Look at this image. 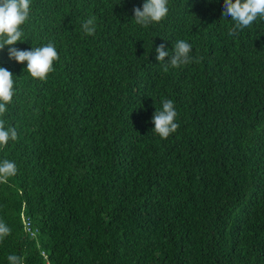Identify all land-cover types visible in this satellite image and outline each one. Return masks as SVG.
Masks as SVG:
<instances>
[{"label": "trees", "instance_id": "16d2710c", "mask_svg": "<svg viewBox=\"0 0 264 264\" xmlns=\"http://www.w3.org/2000/svg\"><path fill=\"white\" fill-rule=\"evenodd\" d=\"M144 2L32 0L14 47L55 45L46 80L0 50L16 89L0 119L18 134L0 147L17 166L0 183V264H264V19L229 36L224 0H169L143 27ZM181 39L191 62L165 72L155 49Z\"/></svg>", "mask_w": 264, "mask_h": 264}, {"label": "clouds", "instance_id": "9594fccd", "mask_svg": "<svg viewBox=\"0 0 264 264\" xmlns=\"http://www.w3.org/2000/svg\"><path fill=\"white\" fill-rule=\"evenodd\" d=\"M32 0H0V50L5 46L8 49L9 58L23 64L27 62V71L32 78L46 80L49 73L55 71L54 61L59 60V54L55 45L49 42L31 50H21L14 47L17 42L24 41L22 26L28 21ZM169 0H145L141 7H135L134 21L137 25L148 27L153 22L165 19L169 12ZM223 17H231L234 26L229 29V36L238 35L239 30L249 28L257 19H264V0H224ZM96 17L90 16L82 23L83 32L86 35L96 33ZM166 45L156 47V59L164 62L170 56L168 63L164 64V71L169 70V65L178 68L191 62L190 52L192 45L186 40H178L170 54L165 50ZM16 94L14 75L7 68L0 66V117L4 116L14 95ZM178 113L174 101L164 99L162 109H158L152 118L154 132L161 138L167 139L177 130L179 125L175 122ZM17 131L14 127H6V121L0 119V147H4L10 140L17 139ZM15 162L4 159L0 161V183L7 182L8 178L16 175ZM26 215V214H25ZM23 219V218H22ZM24 222V221H23ZM25 225V224H24ZM26 228V227H25ZM11 233L6 223L0 221V241ZM9 264H24L21 256L10 254L7 257Z\"/></svg>", "mask_w": 264, "mask_h": 264}, {"label": "built area", "instance_id": "2783aa9c", "mask_svg": "<svg viewBox=\"0 0 264 264\" xmlns=\"http://www.w3.org/2000/svg\"><path fill=\"white\" fill-rule=\"evenodd\" d=\"M26 230L31 234V235H36L35 230H33L32 225H31V221L29 219V217H27L25 214L22 215Z\"/></svg>", "mask_w": 264, "mask_h": 264}]
</instances>
